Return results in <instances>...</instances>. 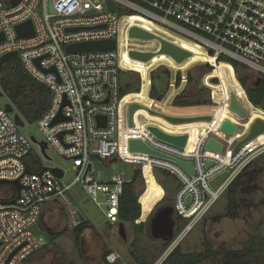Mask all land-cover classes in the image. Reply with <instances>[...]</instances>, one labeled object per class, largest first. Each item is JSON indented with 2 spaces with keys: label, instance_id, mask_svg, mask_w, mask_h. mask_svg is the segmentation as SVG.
Here are the masks:
<instances>
[{
  "label": "built area",
  "instance_id": "1",
  "mask_svg": "<svg viewBox=\"0 0 264 264\" xmlns=\"http://www.w3.org/2000/svg\"><path fill=\"white\" fill-rule=\"evenodd\" d=\"M13 1L0 0V39L4 38L0 60L18 53L16 59L25 73L49 90V107L37 125L48 150L72 163L75 179L66 185L63 170V177L58 178L53 168L43 167V161L51 159L44 157L32 137L20 133L15 109L8 113L0 102V181H18L22 187L14 205L0 201V264H24L47 245L31 228L39 224L48 203L61 205L72 230L81 226L80 212L70 195L77 185L90 203L104 208L108 224L120 223V201L127 180L113 176L108 182L98 181L92 162L121 159L135 164L121 157L120 143L121 108L127 96L121 91V74L126 72L121 67V47H128L129 56L131 49L137 50L132 48L134 43L145 45L129 37L132 28L151 33L145 27L148 24L176 34L199 46L207 56L212 54L217 63L223 59L236 64L237 70L264 79V0H20L16 5ZM27 22L32 23L35 34L20 38L17 27ZM107 40L115 41L114 51L66 52L71 45ZM53 68L57 74L47 72ZM0 92L4 95L1 86ZM59 116L64 120L55 123ZM98 117L105 118L101 125ZM126 121L128 126V115ZM210 138L223 144L222 154L204 150ZM219 139L209 134L192 152H187V146L179 149L161 142L151 147L145 142L161 154L194 165L190 176L170 160L146 155L152 158L151 171L171 174L178 182L173 204L187 222L183 235L194 229L236 178L264 154V144L250 147V143L236 152V142ZM33 152L41 165L30 158ZM137 165L145 170L146 164ZM225 172L224 181L211 188L210 182ZM116 260L113 254L107 257L111 264Z\"/></svg>",
  "mask_w": 264,
  "mask_h": 264
},
{
  "label": "rangeland",
  "instance_id": "2",
  "mask_svg": "<svg viewBox=\"0 0 264 264\" xmlns=\"http://www.w3.org/2000/svg\"><path fill=\"white\" fill-rule=\"evenodd\" d=\"M152 33L156 37L160 36L159 39H164L189 52L190 57L178 64L172 57L157 54L162 45L155 39L144 41L145 45L134 43L132 46L137 49L136 51L156 54L150 61L142 62L128 56V47L122 46V69L126 72L121 74V82L124 89L128 86L132 91L124 98L127 109L131 104L137 103L156 111L157 105L162 106L169 99H171V108H180L174 106L173 102L183 91H185L181 97L183 101L207 105L205 109L207 111L203 116L211 115L214 121L203 123L201 135L197 136L195 132H191L187 152L194 151L202 140L212 133L223 140L239 143L247 136L254 121L257 119L264 121L262 109L249 105L247 102H240L247 112L246 118L243 119L230 111V99L226 100L225 91H230V94L235 91L229 88L221 78H208V75L215 74L216 65L204 63L203 59H199V53L193 54L186 47L179 46L171 36L151 30ZM131 51L134 50L131 49ZM209 57H213L212 54H209ZM235 73L239 82L242 79H248L247 89L255 88V82L258 79L254 75L240 69ZM178 78H180L179 84ZM206 82L217 88L213 90L207 86ZM153 87L156 88L158 96H164L161 102L150 97ZM244 90L247 93L245 88ZM0 102L4 105L9 104V98L5 93L0 97ZM198 109L195 106L188 112L193 116L198 113ZM168 110L161 114L173 117ZM154 117L146 110H139L135 117V127L126 128V124H122L121 157L135 164L100 159H94L92 162L96 179L101 182H108L113 176H122L130 181L136 172L139 173V179L134 185V194L141 205V218L136 222L120 221L119 224L110 226L103 215L104 208H98L90 202L84 204L83 201L87 196L82 187L77 185L72 188L70 195L78 211L91 223L82 237V251L79 252L77 249L74 231L69 227L61 205H55L52 206L54 222L50 224L49 229L63 237L40 249L27 264H104L103 256L106 253L115 254L121 264H136L134 256H137L142 264H167V253L171 254L178 246L183 253L192 254L204 253L206 244L209 245L212 254L203 264H228L223 257L235 252H249V258L239 259L231 264H261L263 255L259 251V244L264 237V154L256 157L253 165L247 169L243 186L237 194L226 193L194 229L183 235L187 222L179 216L173 204L174 193L179 186L176 178L163 171H151L149 161H152V158L128 151L130 139H142L151 147L161 144L146 129L150 126L159 128L158 124H155ZM156 118L160 119L163 125L166 123L160 117ZM225 120L239 127V132L230 138L219 131ZM24 123L25 127L20 129L21 134L35 138L38 142L44 141L37 123L31 124L25 121ZM263 144L264 135L252 142L250 147ZM34 150H37L36 147ZM46 153L51 161H43V167L60 168L65 172L64 183L71 184L75 179L72 163L60 157L53 149H49ZM137 164H146L145 170L143 166ZM255 165L262 168V174L253 185L256 189H253L251 180ZM14 189L10 184L0 185V199L9 200L14 195ZM147 193H151L155 200L143 218ZM100 200L103 201L102 198ZM230 201L235 202L239 209L237 220H230L224 216ZM50 208L47 205L43 209L44 218L47 217ZM39 224L43 226L41 221ZM140 224H144V228H140Z\"/></svg>",
  "mask_w": 264,
  "mask_h": 264
},
{
  "label": "trees",
  "instance_id": "3",
  "mask_svg": "<svg viewBox=\"0 0 264 264\" xmlns=\"http://www.w3.org/2000/svg\"><path fill=\"white\" fill-rule=\"evenodd\" d=\"M191 53L197 54L200 53L197 49H191ZM201 56V57H200ZM202 59V54H199V59ZM220 62H223V59H219ZM230 65H233L236 72L238 69V66L233 63H229ZM209 79H212L213 77L221 78L223 81L226 82L227 86L231 88L235 93L237 94V97L240 102H247L249 105H254L255 107L261 108L264 114V79L256 80L255 82V88L254 89H247V82L248 79H242L240 83L242 86L247 90V93L245 92L244 88L239 83L238 79L236 78L233 70L231 67L225 64L217 65L215 74L208 75ZM180 78H178V84H179ZM208 87L212 88L213 90L216 89V86H212L208 83H206ZM0 86L4 93L9 98V102L13 105L16 113L24 120L25 122L35 124L37 123L42 116L45 114L49 107L50 103V92L49 90L36 82L34 79H32L29 75H27L19 61V59H11L8 61L2 71V75L0 76ZM122 95L126 96L132 91L127 86L126 89L122 86ZM185 92V91H184ZM184 92L179 95L173 102V105L176 107H180L179 109L184 110V107H194V106H201V104L198 103H191L189 101H183L181 99ZM165 95V94H164ZM230 91H225V97L226 100L229 101L230 99ZM150 97L154 100H157L161 102L164 99V96L157 95L156 88L153 87ZM170 100H167L164 102L162 106H156V111L159 112H166L172 111L177 108H171ZM203 106V105H202ZM207 105L203 106V108L207 109ZM30 158L33 159L36 164L41 165V159L35 152H33L30 155ZM118 161L123 162L121 159H118ZM253 163H251L237 178L236 180L231 184L229 189L226 193L230 195H235L239 191V189L243 186V180L246 177L245 173L247 169H249L250 166H252ZM254 176L252 177L251 183L252 187L256 183V181L261 177L262 174V168L258 165H255L254 167ZM165 174H168L166 172H163ZM139 179V173L136 172L132 179L130 181H127L124 187V194L120 201V208H119V219L122 222H136L141 218V205L138 203V200L135 197L134 194V185L136 184L137 180ZM14 187V186H13ZM253 189H256L253 187ZM225 193V194H226ZM17 192L16 189H14V195L7 200L6 198L0 199V201H12L16 198ZM148 200V201H147ZM155 198L151 193H147L145 200H144V217L149 212V209L151 208V204L154 202ZM143 202V201H142ZM226 218H229L230 220H237L239 218V209L235 202L230 201L228 203L227 212L224 214ZM42 217V216H41ZM43 218V217H42ZM41 221V219H40ZM110 225V224H109ZM140 228H144V224L139 225ZM90 228V223L85 220L82 222L81 226L74 231V237L76 241V246L79 252H81V244H82V237L83 234ZM46 232L50 235L52 242L55 243L62 235L61 234H54L50 229H46ZM49 245V244H47ZM259 251L263 255V260L261 261V264H264V237L261 239L259 244ZM212 254V250L210 249L209 245L206 244L204 253H192V254H185L183 253L181 247L175 248V250L168 256L167 258V264H203L206 263L208 259H210ZM108 253H106L103 256V262L104 264H111L108 261H106ZM31 258V257H30ZM29 259H27L24 264H27L29 262ZM228 264L233 263V261H238L239 259H246L249 258V252H235V253H228L223 257ZM134 261H136V264H142V262L139 260V258L136 256L133 257ZM234 259V260H233ZM113 264H121L119 262H115Z\"/></svg>",
  "mask_w": 264,
  "mask_h": 264
},
{
  "label": "water",
  "instance_id": "4",
  "mask_svg": "<svg viewBox=\"0 0 264 264\" xmlns=\"http://www.w3.org/2000/svg\"><path fill=\"white\" fill-rule=\"evenodd\" d=\"M19 1L20 0H14L13 5H16ZM110 7L112 10H114V5L112 3L110 4ZM51 11L53 12V9ZM17 33H18V36L20 38H31L35 34L34 28H33V25L31 22H27L23 25L18 26L17 27ZM129 37L131 39L141 40V41H150V40H155V39L160 41L162 47L157 54H163V55H167L169 57H172L178 64L185 62L190 57L189 52L181 49L180 47H177V46L169 43L168 41H166L164 39H159V38L157 39V37L155 35H153L149 32H146V31H144L138 27H134L130 30ZM3 40H4V38L2 37L0 39V42H2ZM115 47H116V44H115L114 40H107V41H100V42L81 43V44L71 45V46H68L66 48V52L68 54H77V53H84V52H109V51H114ZM155 55H156L155 53L154 54L153 53H142L139 51H131L129 53V56L132 59L139 60L142 62L150 61L153 57H155ZM16 57H18V53L15 52V53H11V54L4 56L0 60V74L2 73V70H3V67L5 66V64L8 61H10L11 59H14ZM47 72H52L54 74H57V71L54 68L51 69L50 71H47ZM2 96H3V94L0 92V97H2ZM6 108H7L8 113H14V108L10 104H7ZM229 109L231 112L237 114L238 116H240L243 119L247 117V112L244 110V108L240 104V101H239L236 93H234V92L231 93V96H230ZM139 110H146L151 116L160 117L161 119L165 120L166 122H168L174 126H184V125H190V124H196V123H211L214 121V117L211 115L198 116V117H174V116L172 117V116H167V115H163L161 113H158L157 111H154L152 109H149L147 107H144L143 105L133 103L128 108V126H129V128L135 127V120L134 119H135L136 113ZM14 118H15L17 125L20 128L25 127L24 121L22 120V118L18 114H16ZM63 120H64V118L62 116H59L56 119L55 123L63 121ZM97 120L99 122V125H101L102 121L103 120L105 121V118L98 117ZM103 125L105 126V122ZM147 131H149L160 142L172 145V146L179 148V149H185L187 144H188V141H189V136H187V135L168 134V133H165L164 131H162L161 129H159L157 127H153V126L147 127ZM219 131H220V133L226 135L227 138H230L239 132V127L237 125H235L234 123H232L231 121L225 120L222 123ZM263 135H264V121L261 119H257L250 126V129L248 131L247 136L242 141L237 143V145L235 147V151L236 152L239 151L241 148H243L244 146L254 142L256 139H258L259 137H261ZM32 141L40 146L41 152L44 155V157L47 160H50V158L48 157V155L46 153L48 150V145L45 142H38L35 138H32ZM128 147H129V151L131 153H140V154L150 155V156H153L156 158H162V159L170 160V161L174 162L175 164L179 165L180 167H182L186 172L189 173L190 176L194 175V165L192 162H184L182 160L174 159V158L168 157L164 154H161V153L153 150L152 148H150L141 139L129 140ZM223 148H224L223 144L215 138H210L207 141L206 145L204 146L205 151L215 152L217 154H222ZM209 166L210 165L207 164V167H209ZM89 169H90V167L88 168V170ZM51 170L57 175L58 178L63 177V171L60 168H53ZM226 176H227V172H225L222 175H219L215 179H213L210 182L211 188L216 189L221 184V182L224 181ZM2 184H9V182L0 181V185H2ZM10 184L12 186H14V188L17 190L18 196L16 199H14L12 201L2 203V205H14L16 203L17 199H19V197H20L19 194H20V191L22 188L20 183L18 181H16V182H11ZM56 202H58V201H56ZM187 202H190V198L188 199ZM87 203H89V199H86L84 201V204H87ZM80 219L82 222H84L86 220L81 213H80ZM31 231L37 237L43 238L47 244H50L52 242L50 235L46 231L42 230L40 228L39 224L34 225L31 228Z\"/></svg>",
  "mask_w": 264,
  "mask_h": 264
},
{
  "label": "crops",
  "instance_id": "5",
  "mask_svg": "<svg viewBox=\"0 0 264 264\" xmlns=\"http://www.w3.org/2000/svg\"><path fill=\"white\" fill-rule=\"evenodd\" d=\"M184 92V91H183ZM182 92V93H183ZM179 96V95H178ZM157 101V100H156ZM204 106V105H203ZM203 106L201 105V106H197L199 109H198V113L196 114V115H191L189 112H188V110L190 111H192V108H194V107H184L185 109L184 110H181V109H179V108H177V109H174V110H172V111H168L169 112V114H172L174 117H198V116H203V115H205V112L207 111V110H205L206 108H203ZM205 110V111H204ZM160 113H163V112H160ZM202 125H203V123H196V124H190V125H184V126H174V127H178L179 129H178V131L176 132V133H173L172 131H170L168 128H164V127H162V126H159V128L162 130V131H164L165 133H168V134H173V135H187V136H190V134H191V132H195V134H197V136H198V134H203V127H202ZM219 138V137H218ZM219 140H221V138L219 139ZM51 204V205H50ZM48 203V204H46L45 205V207L47 206V205H49L51 208H50V212H48V215H47V217L46 218H44V211H43V213H42V217H41V222H42V225L43 226H40V224H39V226H40V228L42 229V230H44V231H46V229H49V227H50V224L52 223V222H54V217L55 216H53L54 214V210H53V208H52V206H55V205H59V204H57V203ZM44 207V208H45ZM52 216H53V218H52ZM91 224V223H90ZM110 226H112V225H110ZM61 237H63V236H61ZM113 254V253H112ZM114 255V257L116 258L117 256H115V254H113ZM108 257V256H107Z\"/></svg>",
  "mask_w": 264,
  "mask_h": 264
},
{
  "label": "bare ground",
  "instance_id": "6",
  "mask_svg": "<svg viewBox=\"0 0 264 264\" xmlns=\"http://www.w3.org/2000/svg\"><path fill=\"white\" fill-rule=\"evenodd\" d=\"M147 27L150 31H155V32H158L160 34H163V35H169L172 37V39L176 42V44L178 43L179 46H183V47H186L187 49L191 50V49H197L199 50V52L202 54V59L204 61V63H211L212 65H221V64H225V65H228L229 67H231V69L233 70L236 78H237V75L235 73V70L233 69V67L229 64V63H226V62H222V63H218L216 62V60L213 58V57H209L205 54L204 50L201 49L199 46L195 45V44H191L188 40L176 35V34H173V33H170V32H167V31H164L160 28H152L151 26H149L148 24L145 26ZM157 37L159 38L160 36L157 35ZM199 53V54H200ZM201 57V56H200ZM201 59V58H200ZM121 67H122V54H121ZM240 83V82H239ZM127 115H128V109L125 107V100H123L122 102V108H121V121H122V124L124 125V123L126 124V128H129L127 126ZM154 121H155V124H158V126H162L164 128H168L170 131H172L173 133H176L178 131V127H174L173 125H171L170 123L166 122L164 125L163 123L161 122V120L157 119L156 117H154ZM148 126V125H146ZM147 128V127H146Z\"/></svg>",
  "mask_w": 264,
  "mask_h": 264
},
{
  "label": "flooded vegetation",
  "instance_id": "7",
  "mask_svg": "<svg viewBox=\"0 0 264 264\" xmlns=\"http://www.w3.org/2000/svg\"><path fill=\"white\" fill-rule=\"evenodd\" d=\"M207 83V82H206ZM81 251H82V244H81ZM111 255V254H110ZM170 254L169 253H167V256H166V258H168V256H169ZM117 259V258H116ZM167 260V259H166ZM116 262H118V259L116 260Z\"/></svg>",
  "mask_w": 264,
  "mask_h": 264
}]
</instances>
